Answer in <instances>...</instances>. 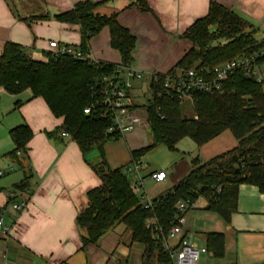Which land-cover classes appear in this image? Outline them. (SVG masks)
I'll use <instances>...</instances> for the list:
<instances>
[{"label": "crops", "instance_id": "crops-1", "mask_svg": "<svg viewBox=\"0 0 264 264\" xmlns=\"http://www.w3.org/2000/svg\"><path fill=\"white\" fill-rule=\"evenodd\" d=\"M85 2L97 6L96 15H116L118 23L134 37L130 67L143 75L142 80L132 82L137 91L144 84L148 88L152 74H166L174 68L191 47L181 39L182 34L207 15L212 2L248 23L258 45L264 40V0H0V57L8 43L19 46L36 62L47 61L51 41L78 48L79 27L59 23L55 17ZM142 2L146 11H142ZM86 57L106 65L121 63L119 53L110 45L107 28L90 39ZM260 60L262 77L264 59ZM62 124L63 118L54 117L44 100L32 98L30 91L14 96L0 89V212L11 230L8 237L0 236V264H145L144 246L132 241L122 225H115L95 244L82 245L85 232L75 220L86 205V193L100 185L92 171L100 157L96 148L82 154L71 136L61 137L58 130ZM19 126L30 129L31 139L20 156L12 157L14 144L9 132ZM149 141L148 130L141 128L109 140L103 147L108 166L125 172L132 153L146 148ZM179 142L165 169L151 170L144 163L141 176L151 200L166 195L185 178L192 159L203 163L237 146L227 131L200 147L193 142L182 144L180 152L176 150ZM158 171L167 174L162 184L148 177ZM24 189L28 190L27 207L13 211L7 193H16L18 202L22 199L18 193ZM193 204L186 213L188 231L193 244L206 249L198 264H264V194L257 187L238 186L236 209L227 223L206 210L205 198L199 197ZM209 233L222 234V257L207 249L205 236Z\"/></svg>", "mask_w": 264, "mask_h": 264}, {"label": "trees", "instance_id": "trees-1", "mask_svg": "<svg viewBox=\"0 0 264 264\" xmlns=\"http://www.w3.org/2000/svg\"><path fill=\"white\" fill-rule=\"evenodd\" d=\"M96 7L88 2L80 3L57 15L55 20L79 27L81 43L78 48L84 56L88 54L90 39L107 28L110 45L120 55V64L130 67L134 37L118 23L116 15L94 14ZM142 9L147 10L143 2ZM181 39L189 42L191 47L167 75L188 69L203 74L224 62L252 56L261 47L254 41L253 29L248 23L213 2L207 15L195 21ZM116 66L92 65L67 56L52 58L50 55L46 62H36L19 46L8 43L0 57V89L14 96L28 90L32 98H42L54 117L63 118L58 130L60 134L71 136L82 154L93 148L98 150L100 161L92 171L100 185L86 193V205L75 220L76 226L85 232L82 245H93L115 225H122L129 231L132 241L144 246L145 264H167L168 258L160 250L159 242L145 228L147 219L154 217L162 235H166L179 217L176 204L179 201L193 203L203 197L207 202L206 210L227 223L236 209L240 184L255 186L264 194L262 82L256 83L237 72L225 83L223 94H195L192 114L188 116L177 100L155 98V94L161 92L164 80L163 75L157 74V83L151 81L149 84L154 98L144 106L150 141L146 148L132 153L133 160H139L157 146L174 151L175 145L184 138L200 147L226 131L236 140L237 146L203 163L197 158L192 159L186 177L166 195L152 200L151 209L145 210L126 173L122 169H111L106 162L103 147L112 140L107 132L108 125L83 114L88 104L87 88L91 79L101 72L113 71ZM19 104L17 102L16 106ZM9 135L14 144L11 156L15 157L18 151H25L31 131L26 126H19L10 130ZM205 239L207 249L215 257H222V234L209 233Z\"/></svg>", "mask_w": 264, "mask_h": 264}, {"label": "built area", "instance_id": "built-area-1", "mask_svg": "<svg viewBox=\"0 0 264 264\" xmlns=\"http://www.w3.org/2000/svg\"><path fill=\"white\" fill-rule=\"evenodd\" d=\"M260 44L261 47L256 54L224 62L203 74L195 69L178 71L174 75L162 74L164 76L161 84L162 90L155 94V98L163 97L177 100L180 103L190 102L193 104L195 94H223L225 83L237 72L242 73L245 78L261 83L262 77L258 69V60L264 58V40ZM48 49L52 58L67 56L92 65L98 64L84 56L79 48L60 46L57 42L51 41L48 43ZM142 78L143 75L140 72L121 64L111 72L104 71L97 74L88 85V104L83 109V114L94 120L105 122L108 125L107 132L112 139L123 138L138 128L148 130L144 106L154 98L149 86V94L143 106H136L131 98L132 82L140 81ZM151 81L157 83V74L151 75ZM160 118L162 119V116ZM60 136L66 137L68 134L61 133ZM21 153L18 151L16 156H20ZM145 169V164H142L140 160H132L125 169V173L128 179L133 181L132 189L143 209L149 210L152 207V200L147 195L141 176ZM2 175L3 172L0 171V176ZM148 177L155 184H162L167 180V174L164 171L152 172ZM18 195H21L22 199L16 202L17 194L7 193L8 204L16 212L26 209L28 190L24 189ZM194 207L193 203L179 201L175 207L179 217L166 235H162V230L154 217L145 222V228L153 233L154 238L160 244V250L168 258L167 264H198L200 256L206 253L205 248H199L193 244L192 236L188 231L189 220L186 213ZM10 231V227L5 224L0 212V236L6 238Z\"/></svg>", "mask_w": 264, "mask_h": 264}, {"label": "rangeland", "instance_id": "rangeland-1", "mask_svg": "<svg viewBox=\"0 0 264 264\" xmlns=\"http://www.w3.org/2000/svg\"><path fill=\"white\" fill-rule=\"evenodd\" d=\"M264 66L261 68V73H263ZM264 74H262V77ZM262 88L264 89V82L262 84ZM139 91V93H137ZM133 88L131 98L134 102V104L143 106L145 104V100L148 97V88L146 87V84L142 86V88H139V90ZM135 96V97H134ZM192 103L190 102H183L182 103V111L188 115L191 116L193 108L191 107ZM182 144H191L193 145L192 141L189 139L181 140L179 144L176 147L177 151H182ZM186 146V145H185ZM175 152L169 151L164 146H157L156 148L150 150L142 157V164L146 163L149 166V169L151 170H157V169H165L166 165L169 164L170 158L172 155H174ZM148 180L147 178H144V181ZM198 202V201H197ZM196 202V203H197ZM199 203V202H198ZM196 205V204H195Z\"/></svg>", "mask_w": 264, "mask_h": 264}]
</instances>
